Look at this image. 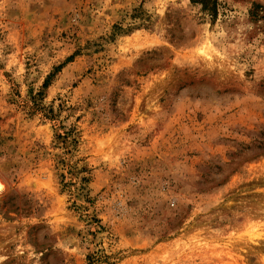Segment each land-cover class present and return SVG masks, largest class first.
<instances>
[{"label": "rangeland", "instance_id": "1", "mask_svg": "<svg viewBox=\"0 0 264 264\" xmlns=\"http://www.w3.org/2000/svg\"><path fill=\"white\" fill-rule=\"evenodd\" d=\"M214 9L0 0V264H264V0Z\"/></svg>", "mask_w": 264, "mask_h": 264}, {"label": "trees", "instance_id": "2", "mask_svg": "<svg viewBox=\"0 0 264 264\" xmlns=\"http://www.w3.org/2000/svg\"><path fill=\"white\" fill-rule=\"evenodd\" d=\"M191 2H198L199 4H201L202 10L207 12L211 18H214L215 16L214 0H191Z\"/></svg>", "mask_w": 264, "mask_h": 264}]
</instances>
